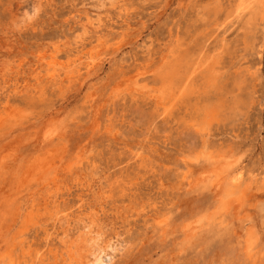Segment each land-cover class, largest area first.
<instances>
[{"label": "rangeland", "instance_id": "obj_1", "mask_svg": "<svg viewBox=\"0 0 264 264\" xmlns=\"http://www.w3.org/2000/svg\"><path fill=\"white\" fill-rule=\"evenodd\" d=\"M250 1L251 11L236 16L240 0H119L99 9L97 31L75 44L70 39L85 15L97 16L95 0H43L32 25L12 32L9 15L20 2L0 0V58L10 61L0 76V111L28 115L0 137V159L18 155L0 168V237L19 228L10 231L12 210L24 212L29 203L22 184L31 161L62 148L66 160L83 157L80 171L97 167L108 197L96 200V184L87 189L88 176L73 173L60 184L55 204L67 212L94 206L129 240L108 264H264V0ZM98 35L101 65L77 64L57 83L40 81L18 92L32 81L35 49L64 42L57 55L65 62L89 50ZM176 42L187 63L205 49L220 54V85L203 94L215 105L204 129L196 123L202 93L168 113L152 96L161 56ZM140 84L152 92H141ZM54 129L60 132L42 146ZM217 152L237 157L242 172L221 212H213L215 188L201 178L206 156ZM250 174L256 176L246 186ZM56 227L40 220L28 227L27 242L46 248L43 229Z\"/></svg>", "mask_w": 264, "mask_h": 264}, {"label": "bare ground", "instance_id": "obj_2", "mask_svg": "<svg viewBox=\"0 0 264 264\" xmlns=\"http://www.w3.org/2000/svg\"><path fill=\"white\" fill-rule=\"evenodd\" d=\"M19 2L20 5L17 10L11 12L9 15L6 30L8 29L10 32L20 31L22 28L32 25L34 19L42 8L43 0H19ZM118 2L119 0H95L91 6L96 9L95 12L97 16L90 17L86 14L84 17L85 21L80 24L79 31L73 35L69 43L76 44L80 42L90 29H93L96 32L97 26H95L94 23L100 18V11L98 10H107L110 7H114ZM250 4V0H240L235 15L243 16L246 12H250L252 8ZM98 36L95 44L92 45L89 50H85V52L77 56L75 59L72 57L73 59H67L68 61L65 60V62H63L62 59L60 60L57 55V52L61 49L60 47L65 44L64 42H53L51 43V46L50 44H46L43 47L35 49L32 52V55L34 56L33 62L36 70L34 71L32 81L22 84V87L20 86L21 89L18 92L28 91L30 88L34 89L40 84V81L45 82L46 84L57 83L62 77H68V74L77 64H84L86 68L101 65L103 38L100 35ZM65 41H67V39ZM69 43L67 42L66 44L69 46ZM170 45L167 46V53L164 54L163 52L160 61L161 63L155 73L160 81V85L157 89L153 90V95L149 93V95L151 94L154 97L158 104H161L162 107H164L165 113L170 112L174 106H177L184 100L187 101L192 99V97L197 98V95L201 93L203 96L205 92L212 89L216 90V87H219L220 85H217V83H219L218 77L220 68L219 52L213 53L209 49H205L187 63L182 59L183 57H181L182 52L180 50L179 42ZM146 48H148V46L145 47L144 50ZM62 50L64 49L62 48ZM183 55L185 54L183 53ZM9 62L10 61L8 60L0 58V76L5 71L6 67L10 65ZM181 63H186V65L182 67ZM201 77L203 80L200 82ZM16 79L18 80V78ZM136 88L141 92L151 91L146 85L140 84L137 85ZM1 91L0 84V92ZM194 99L195 98H193V101ZM196 103L198 104L199 102L196 101ZM213 103L210 102V99L206 94L205 97L203 96L200 107L197 105L196 123L200 126V129L206 127L204 126L206 123L205 119H207V117L212 114L211 112L213 109H215ZM182 105L184 104L182 103ZM193 105H195V103ZM186 106L184 107L186 108ZM6 107L7 106L5 105L4 108ZM178 108H180V105ZM7 110L8 108L3 112L0 111V137L5 134V131L24 123L28 118L27 114L9 116ZM193 112L195 111L193 110ZM208 118V121L212 120L210 117ZM53 127H50L49 131ZM59 130L54 129V131L47 134L43 132L45 135L43 137L41 136L40 144L42 143V146H45V144L51 142ZM59 150L48 149L45 154L35 157V160L31 161L27 167L28 171H26L25 183L22 185L24 187L23 189H27L28 191L29 198H27V202L29 203L24 212L18 210V207L17 209L12 210V213L14 212L13 224L10 227V231L13 230V228L15 229L17 225L19 228L17 227L18 229L12 234L9 233L10 235L6 240L4 237H0V241L3 242V240H5L4 245L0 244V264H108L114 261L117 254L122 255L125 249L129 246V240L125 239L119 230L110 226V222H106L105 219L101 218L96 207H78L74 212H67V210L60 209L57 204H55L60 184L64 182L68 175L72 177L73 173H80L83 177L88 176L90 180L88 182L86 181L87 183L85 184L87 189L91 188L94 183L96 184V200H103L108 197V195L102 196L103 192L101 189L103 188L102 181L104 178L101 176L97 177V167L90 168L88 166L87 172H82L79 169L83 162L82 156L66 160L64 150L62 148ZM16 157H18V155L17 153H14L9 158L3 157L0 159V168H5L10 160H17ZM236 158L225 152H217L214 154L209 153V155L206 156L208 168L203 171L201 178H203L204 181L210 180L211 185L215 188V194L217 193V206L213 212H221L226 209L228 203L226 196H229L228 194L230 192H234V189L238 188L240 181L242 180V172L237 167ZM194 159L197 160L198 157H195ZM261 175V183L264 184V176L263 174ZM255 176H251V174L248 176L249 179L247 178L248 182L246 183L248 184H246V186L253 182ZM237 198L239 199L238 196ZM238 199H236L235 202L239 203ZM13 200H11V202H14ZM208 218H210V215ZM42 219L49 220L53 228L57 226L55 232H49L48 230L50 229H43L42 234H44V236L41 241L46 247L43 248L44 250L40 248L37 243L27 242L26 238L28 227L37 224ZM187 228H191V225Z\"/></svg>", "mask_w": 264, "mask_h": 264}]
</instances>
